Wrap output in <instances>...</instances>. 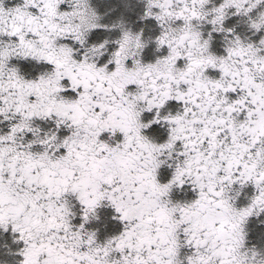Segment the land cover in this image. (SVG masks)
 <instances>
[{
	"label": "snow or ice",
	"instance_id": "1",
	"mask_svg": "<svg viewBox=\"0 0 264 264\" xmlns=\"http://www.w3.org/2000/svg\"><path fill=\"white\" fill-rule=\"evenodd\" d=\"M0 264H264V0H0Z\"/></svg>",
	"mask_w": 264,
	"mask_h": 264
}]
</instances>
